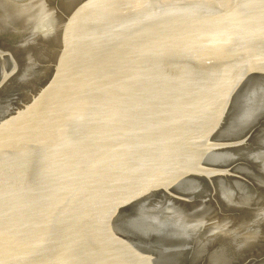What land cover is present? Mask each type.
<instances>
[{"label":"water","instance_id":"obj_1","mask_svg":"<svg viewBox=\"0 0 264 264\" xmlns=\"http://www.w3.org/2000/svg\"><path fill=\"white\" fill-rule=\"evenodd\" d=\"M0 264H264L261 0H0Z\"/></svg>","mask_w":264,"mask_h":264},{"label":"snow or ice","instance_id":"obj_2","mask_svg":"<svg viewBox=\"0 0 264 264\" xmlns=\"http://www.w3.org/2000/svg\"><path fill=\"white\" fill-rule=\"evenodd\" d=\"M261 3H262V5H264V0H261ZM221 42H226V38H225V40H223V41H221ZM229 97H227L226 96V99H228Z\"/></svg>","mask_w":264,"mask_h":264}]
</instances>
